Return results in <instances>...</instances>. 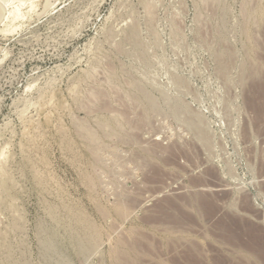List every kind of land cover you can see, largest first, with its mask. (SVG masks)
I'll use <instances>...</instances> for the list:
<instances>
[{
  "label": "rangeland",
  "instance_id": "374dc122",
  "mask_svg": "<svg viewBox=\"0 0 264 264\" xmlns=\"http://www.w3.org/2000/svg\"><path fill=\"white\" fill-rule=\"evenodd\" d=\"M17 1L0 264H264V0Z\"/></svg>",
  "mask_w": 264,
  "mask_h": 264
},
{
  "label": "bare ground",
  "instance_id": "6f19581e",
  "mask_svg": "<svg viewBox=\"0 0 264 264\" xmlns=\"http://www.w3.org/2000/svg\"><path fill=\"white\" fill-rule=\"evenodd\" d=\"M0 1H2V5L0 4V23L1 22H3L4 23V21H6L7 19H12L13 21L14 20H16L15 18H18V17H20V16H25V12H22V10H21V6L23 5L22 3H20L19 1H17V0H12L11 2H10V0H0ZM30 6H31V8H35L36 7V4H35V0H31L30 1ZM10 5H13V7H12V9L11 10H6V8H8ZM31 8H29V9H31ZM36 9V8H35ZM32 10V9H31ZM2 23V24H3ZM135 28V27H134ZM133 28V29H134ZM4 29V28H3ZM9 29V28H8ZM5 30V29H4ZM3 30V31H4ZM10 30H12V29H10ZM135 30V29H134ZM135 38V37H134ZM133 38V39H134ZM257 41H258V39H257ZM116 74V73H115ZM114 75V74H113ZM116 76V75H115ZM113 80V79H112ZM133 86H134V84H133ZM139 90V89H138ZM90 91H92L93 92V90H91L90 89ZM96 91V90H95ZM94 91V92H95ZM94 92H93V94L92 95H94ZM96 92H98V91H96ZM88 93H90V95H91V92H88ZM96 94H98V93H95V97H97V95ZM101 94V93H100ZM100 94H98V95H100ZM129 94V93H128ZM136 94V93H135ZM89 95V96H90ZM145 95V94H144ZM95 97L93 98V99H95ZM101 98H102V96H100ZM147 97H149L148 95H147ZM90 98V97H89ZM129 98H130V96H129ZM93 99H91V100H93ZM100 99V98H99ZM133 99V98H132ZM148 99V98H147ZM149 99L151 100L152 98H150L149 97ZM137 100V99H136ZM95 101V100H94ZM152 101H153V99H152ZM151 101V102H152ZM96 102V101H95ZM97 102H98V100H97ZM149 102V101H148ZM153 103V102H152ZM149 104V103H148ZM152 107V106H151ZM145 108V107H144ZM148 108V107H147ZM147 112V111H146ZM147 114V113H146ZM145 114V115H146ZM149 114V113H148ZM147 116V115H146ZM128 121V120H127ZM80 123V122H79ZM127 123V122H126ZM82 124V125H81ZM84 124L85 123H80V125L81 126H79V124H78V126L79 127H82V126H84ZM108 125V124H107ZM117 125H118V123H117ZM77 126V128L79 129V127ZM104 126H105V124H104ZM103 126V127H104ZM109 127L111 126V125H108ZM108 127V128H109ZM86 128V127H85ZM85 128H82V130L83 129H85ZM105 128H106V126H105ZM111 128H112V126H111ZM113 129V128H112ZM112 129H108L110 132L109 133H111L112 134V132H111V130ZM115 129V131H116V128H114ZM80 130H81V128H80ZM79 130V131H80ZM90 130V129H89ZM85 131V130H84ZM113 132H115L114 130H112ZM83 132V131H82ZM85 132H87V131H85ZM85 132H83V133H85ZM90 132H92L91 130H90ZM95 131H93V134L95 135ZM82 134V133H81ZM90 134V133H89ZM118 134H119V132H118ZM91 135H92V133H91ZM110 135V134H109ZM115 135H117L116 133H115ZM96 136V135H95ZM93 136L92 135V139H97L98 138V136ZM90 137V136H89ZM94 137V138H93ZM131 137V136H130ZM83 138H85V137H83ZM118 138V137H117ZM132 140H134V139H132ZM92 141V140H91ZM94 141H97V140H94ZM93 141V142H94ZM89 142V141H88ZM92 142V143H93ZM92 143H91V145H92ZM94 144V143H93ZM94 147V146H93ZM90 148V147H89ZM92 152V151H91ZM95 154V153H94ZM124 206V205H123ZM123 208V207H122ZM126 208H128L127 206H126ZM123 209H125V208H123ZM119 210H120V208H119ZM126 210V209H125ZM124 211V210H123ZM122 244V243H121ZM91 245V244H90ZM133 246V245H132ZM134 247V246H133ZM135 250V249H134ZM123 253V252H122ZM117 254V253H116ZM119 255V254H118ZM191 257H193V263L194 264H203L204 262H202V261H198V262H194V259H195V256H191ZM191 260V259H190ZM189 262H191L192 263V260L191 261H189ZM192 263V264H193ZM205 264V263H204Z\"/></svg>",
  "mask_w": 264,
  "mask_h": 264
}]
</instances>
